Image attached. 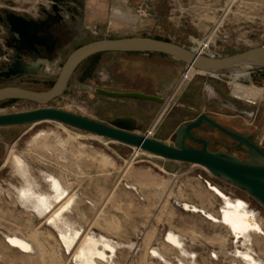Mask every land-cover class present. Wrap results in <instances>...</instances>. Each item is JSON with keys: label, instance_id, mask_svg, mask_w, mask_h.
Listing matches in <instances>:
<instances>
[{"label": "rangeland", "instance_id": "obj_1", "mask_svg": "<svg viewBox=\"0 0 264 264\" xmlns=\"http://www.w3.org/2000/svg\"><path fill=\"white\" fill-rule=\"evenodd\" d=\"M103 3L107 14L138 19L146 28L133 35L144 33L187 48L212 36L216 57L264 46V0H103ZM53 6L52 0H0L1 10H15L34 17L43 9L54 12ZM117 8L121 14L116 12ZM141 9L145 12L140 13ZM91 30L92 34L82 37L75 33L72 43L59 50L55 60L38 63L40 71L1 82L0 88L9 85L38 91L48 89L77 45L108 37L97 34L95 28ZM185 67L183 63L155 54L96 56L85 70L79 67L61 96L46 104L27 100L1 102L0 114L51 107L108 123L123 117L117 115L126 103L98 94L93 88L125 87L130 90L124 91L171 98L170 106L159 120L162 103L137 102L138 107L146 109L140 122L143 125L135 130L140 134L156 124L154 137L174 145L175 130L205 113L224 126L253 134L264 145V68H254L250 75L237 79L231 74L235 69L219 76L197 74L176 91ZM81 85L92 89H82ZM235 85L260 92L256 97H237L233 93ZM197 133L207 134L203 130ZM0 140L4 142L0 151V264H72L57 231L16 200V192L10 185H21L22 177L9 162L12 152L25 158L31 176L43 190H49L43 172L56 175L72 187L78 196L69 214L75 227L82 228L83 233L92 230L122 243L113 264H166L149 253L152 248H157L174 264L179 261L192 264L191 256L183 255L166 241L170 229L184 235L185 249L195 252L194 260L198 264H241L231 253L242 247L240 243H233L234 238L225 227L200 212L184 210L178 205V201L190 202L219 216L222 200L206 182L233 198L247 201L251 209L257 210L264 226V206L258 200L200 165L169 160L142 150L135 156L133 146L59 121L0 127ZM186 142L190 146L198 145ZM230 155L248 160L239 153ZM12 233L29 239L35 252L28 255L11 247L5 234ZM131 243L134 247L126 246ZM253 248L264 260V234L256 237Z\"/></svg>", "mask_w": 264, "mask_h": 264}, {"label": "water", "instance_id": "obj_2", "mask_svg": "<svg viewBox=\"0 0 264 264\" xmlns=\"http://www.w3.org/2000/svg\"><path fill=\"white\" fill-rule=\"evenodd\" d=\"M6 25L13 39L30 52H36L42 57L51 58L53 40L45 32L44 21L26 18L23 15L9 11ZM105 52H142L167 55L186 66L192 67L203 74H216L233 69H254L264 67V46L253 47L245 51L223 57H209L194 53L191 48L184 47L171 41H165L148 36H126L109 39H98L86 43L72 51L63 63L58 76L51 87L38 91L18 86L0 88V102L16 99L27 100L39 104L61 96L68 86L77 67L87 58ZM37 62L24 64L22 54L18 50L14 62L9 66L5 75H23L30 71H40ZM82 89L91 90L88 85ZM94 92L113 98H131L152 100L164 103L165 98L136 91H117L95 87ZM43 121H59L69 126L106 137L112 141L142 149L145 152L169 160L189 162L205 166L215 175L228 180L237 187L244 189L264 206V150L251 142L247 136H241L229 131L211 116L200 113L189 122L181 124L175 130L174 145L159 139L148 137L135 131V121L130 117H117L110 122L97 121L85 116L61 109L42 107L25 112L0 114V127L33 124ZM203 123L217 128L239 142L246 144V150L252 156L251 160H241L225 152H212L207 148V142L192 133V130ZM187 140L199 143L201 148L190 146ZM208 188L213 189L209 182ZM134 189V187H132ZM220 196V194L218 193ZM178 205H180L178 203ZM182 206V205H180ZM184 210V206H182ZM203 214V212L201 211ZM209 218L207 215L203 214Z\"/></svg>", "mask_w": 264, "mask_h": 264}, {"label": "bare ground", "instance_id": "obj_3", "mask_svg": "<svg viewBox=\"0 0 264 264\" xmlns=\"http://www.w3.org/2000/svg\"><path fill=\"white\" fill-rule=\"evenodd\" d=\"M252 70L253 69H235L231 74L237 79L250 75ZM199 74L203 73L199 72ZM210 75L219 76V74ZM259 92V89H241L238 85H235L233 90L235 96L244 98H251V96L256 97ZM36 139H38V137ZM59 142L61 141L59 140ZM135 148L136 150L139 149L137 147ZM9 162L11 163L13 170H15L16 173L22 177L21 185H10L11 188L16 192V200L31 213L33 212L40 218H44L45 221L57 231V236L61 246L65 253L70 254L69 261L72 264L115 263V253L119 248L122 247V243L102 233L96 234L92 230L83 233L81 231L82 228L80 230L75 227L76 224H74V222L70 219L69 214L73 211V207L78 202V196L76 195L77 193L72 191L71 186H66V184H64L63 181L56 175L43 172L44 178L46 179L49 186V190H43L41 185L35 180L34 177L31 176L29 164L25 161V158L20 155V153L16 154L15 152H12L9 157ZM200 166L204 169H207L205 166ZM132 186L135 189V186ZM212 187V193L217 195L222 200V205L219 207V216H216L212 212L206 210L204 207L197 206L190 202L178 201V203L184 206L186 210L200 212L201 215L205 214L213 223L221 224L223 227H225L228 234L234 238L233 243H240V246L242 247V249L236 248L235 251L231 253L233 257L241 261V264H264V260L256 255L253 248L256 237L260 234H264L263 220L256 212L257 210L255 209L256 211H254L251 209L247 201L238 197L233 198L227 195L217 186L212 185ZM183 236L184 235L182 233L170 229L166 233L165 238L166 241L171 246H173V248L175 247L179 249L183 255H188L189 257L191 256L193 258V260H191L192 264H198L194 260L195 252L190 253L185 249L184 239L186 238ZM5 238H7L6 242L11 247L17 248L21 252L26 254L28 253V255L35 252L34 244H32L29 239L21 235L14 233L5 234ZM133 245L134 244L131 243L126 246L131 248ZM42 251L44 252L43 249ZM149 253H151L153 256H157L166 264H174V262L172 263L170 260H168L157 248H152ZM38 254H40V251ZM214 256L218 255L214 253ZM177 264L186 263L179 261Z\"/></svg>", "mask_w": 264, "mask_h": 264}, {"label": "flooded vegetation", "instance_id": "obj_4", "mask_svg": "<svg viewBox=\"0 0 264 264\" xmlns=\"http://www.w3.org/2000/svg\"><path fill=\"white\" fill-rule=\"evenodd\" d=\"M68 1L69 0H52V4L54 5V12L48 9H43L41 14L35 17L25 13H18L15 10L0 9V83L11 82L23 77L24 75L36 72L30 71L29 73L23 75H14L10 77H7L5 75V72H7L9 66L14 62L18 50L22 54V61L24 64H31L34 62L39 63L45 60H55L57 52L63 47L67 46V44L69 45L70 43H72L71 29L77 28L79 22L77 17L71 15V8L65 6L67 4L66 2ZM9 11H12L19 15H23L26 18H33L37 21H44V30L48 35L51 36L54 42L53 48L49 53L51 55V58H45L36 52H30L27 48L22 47L19 42L13 39L6 25V16ZM116 12L118 11L116 10ZM119 14H121V12ZM68 39L69 41H67ZM6 86L9 85H5L2 87ZM225 127L231 132L237 133L241 136H247L251 142L257 144L259 148L264 150L263 143L256 140L253 134L242 133L226 125ZM197 130H203L207 132V134L199 135L197 133ZM192 133L199 138L205 139L207 142V148L212 152H217L221 149L227 154L239 153L248 160L252 159V156L246 151L248 149L246 144L241 143L239 146V142L235 138L208 124L203 123L200 127L193 129ZM195 147L201 148L202 145L198 143V145Z\"/></svg>", "mask_w": 264, "mask_h": 264}, {"label": "crops", "instance_id": "obj_5", "mask_svg": "<svg viewBox=\"0 0 264 264\" xmlns=\"http://www.w3.org/2000/svg\"><path fill=\"white\" fill-rule=\"evenodd\" d=\"M66 3L67 4L65 6L71 8V12H70L71 15L77 17L78 22H79V25L77 28L71 29L72 30L71 36H73L75 33L78 34V36L80 35L81 37L84 36L85 34L86 35L92 34L91 28L97 29V31H96L97 34H101L103 36H108V37H103L102 39L118 38V37H126V36H148V35H143L144 33H139V34H135V35L131 34V33L136 32V31H140V32L144 31V29H146V28L141 23H139L138 19H136V20L121 19L117 16L112 15V13H111V15L107 14L108 12H107V10L105 11V6L103 3V0H69ZM116 10L118 11L117 13L121 12L120 11L121 9L117 8ZM148 37H150V36H148ZM95 40H98V39H91V40L85 41L84 43L77 45L75 47V49L86 44V43H89V42H92ZM75 49H73V51ZM104 54H107L110 57H115V56H118L121 54L122 55L124 54L127 56H131V55L149 56L152 54L161 55V54H156V53H142V52H124V53L105 52V53H99V54L93 55V56L87 58L86 60H84L77 67L75 72L79 69V67H83V70H85L86 67L89 65V62L94 57L101 56ZM145 66H146V64H145ZM75 72H74V74H75ZM203 75H205V74H203ZM72 77H71V79H72ZM105 89L117 90V91L130 90V88L125 89V87H118V88L117 87H106ZM106 97H108V96H106ZM160 97H163V96H160ZM108 98L114 99L115 101H119L120 103H126V105L121 108L120 114H118L117 116L130 117V118L134 119V121H135V130H136V128L137 129L141 128V126L143 125V124H140L141 117L145 114L146 109H145V107H141V106L138 107L137 102L142 101V100L131 99V98H113V97H108ZM163 98H165V97H163ZM154 102H156V101H154ZM156 103L161 104L160 102H156ZM3 127H7V126H3ZM159 140H161V139H159ZM3 143L4 142L2 140H0V151L2 150L1 148L3 147ZM0 156H1V154H0ZM78 224H80V223L78 222Z\"/></svg>", "mask_w": 264, "mask_h": 264}, {"label": "built area", "instance_id": "obj_6", "mask_svg": "<svg viewBox=\"0 0 264 264\" xmlns=\"http://www.w3.org/2000/svg\"><path fill=\"white\" fill-rule=\"evenodd\" d=\"M141 11H144V9H141L139 12L141 13ZM143 14V13H142ZM195 47V48H194ZM191 50L199 55H204V56H211V57H215L216 54L214 52V50L212 49V36L203 39L201 41H198L196 43V45L190 47ZM264 68L261 67L260 70ZM199 74V72L197 70H195L192 67L186 66L181 77L180 80L178 81V84L176 85V91L185 83H189L190 81H192V79L195 77V75ZM216 74H224V72L221 73H216ZM205 75H210V74H205ZM170 102H171V98H165V101L163 104V109L159 114L158 120L161 118V116L166 112V110L168 109V107L170 106ZM155 132H156V124L150 126V128H148L146 130V132L144 133V135L151 137V138H155ZM135 149V156H138L139 152L141 151L140 149L136 150L135 147H133Z\"/></svg>", "mask_w": 264, "mask_h": 264}, {"label": "trees", "instance_id": "obj_7", "mask_svg": "<svg viewBox=\"0 0 264 264\" xmlns=\"http://www.w3.org/2000/svg\"><path fill=\"white\" fill-rule=\"evenodd\" d=\"M156 39H161V38H156ZM161 40H165V41H168L167 39H161ZM162 56H165V57H169V56H167V55H164V54H161ZM169 58H171V57H169ZM172 60H174V61H177V60H175V59H173V58H171ZM179 62V61H178ZM181 63V62H180ZM53 85V84H52ZM6 101H18V100H16V99H9V100H6ZM5 102V101H4Z\"/></svg>", "mask_w": 264, "mask_h": 264}]
</instances>
